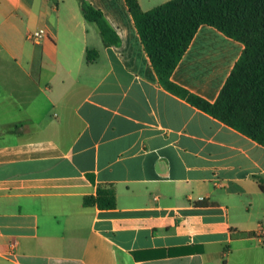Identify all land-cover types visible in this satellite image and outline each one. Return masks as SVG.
<instances>
[{"label": "crops", "instance_id": "1", "mask_svg": "<svg viewBox=\"0 0 264 264\" xmlns=\"http://www.w3.org/2000/svg\"><path fill=\"white\" fill-rule=\"evenodd\" d=\"M87 1L119 45L79 0H0V264H264V145L160 86L125 0ZM244 48L203 25L172 80L215 102Z\"/></svg>", "mask_w": 264, "mask_h": 264}, {"label": "trees", "instance_id": "2", "mask_svg": "<svg viewBox=\"0 0 264 264\" xmlns=\"http://www.w3.org/2000/svg\"><path fill=\"white\" fill-rule=\"evenodd\" d=\"M87 21L97 24L105 46H117L120 37L103 12L87 0H79ZM144 50L160 86L197 109L264 145V0H171L144 11L138 0H125ZM217 29L244 45L218 99L209 102L172 80V75L201 26ZM97 51L89 50L94 61ZM264 191V183H260ZM208 202H197L207 206ZM84 205L101 210L117 207L113 185H98ZM257 235V234H256ZM255 236V234H254Z\"/></svg>", "mask_w": 264, "mask_h": 264}, {"label": "built area", "instance_id": "3", "mask_svg": "<svg viewBox=\"0 0 264 264\" xmlns=\"http://www.w3.org/2000/svg\"><path fill=\"white\" fill-rule=\"evenodd\" d=\"M47 37H48V33L43 29L37 30V31H35L29 35V38L38 44H42ZM259 233L261 235L264 234V226L263 225L260 226Z\"/></svg>", "mask_w": 264, "mask_h": 264}, {"label": "rangeland", "instance_id": "4", "mask_svg": "<svg viewBox=\"0 0 264 264\" xmlns=\"http://www.w3.org/2000/svg\"><path fill=\"white\" fill-rule=\"evenodd\" d=\"M75 1H78V0H75Z\"/></svg>", "mask_w": 264, "mask_h": 264}]
</instances>
